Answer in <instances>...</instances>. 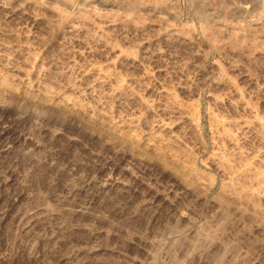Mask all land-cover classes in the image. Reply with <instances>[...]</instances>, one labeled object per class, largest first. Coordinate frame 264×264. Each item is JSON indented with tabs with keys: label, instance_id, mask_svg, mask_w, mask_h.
<instances>
[{
	"label": "rangeland",
	"instance_id": "rangeland-1",
	"mask_svg": "<svg viewBox=\"0 0 264 264\" xmlns=\"http://www.w3.org/2000/svg\"><path fill=\"white\" fill-rule=\"evenodd\" d=\"M1 54L0 264H264V0H0Z\"/></svg>",
	"mask_w": 264,
	"mask_h": 264
},
{
	"label": "bare ground",
	"instance_id": "bare-ground-1",
	"mask_svg": "<svg viewBox=\"0 0 264 264\" xmlns=\"http://www.w3.org/2000/svg\"><path fill=\"white\" fill-rule=\"evenodd\" d=\"M5 55H6V54H5ZM5 55L1 54V56H0V59H1L2 62H3V61H4V62L6 61V59H5L6 57H5ZM8 59H9V58H8ZM8 59H7V60H8Z\"/></svg>",
	"mask_w": 264,
	"mask_h": 264
}]
</instances>
